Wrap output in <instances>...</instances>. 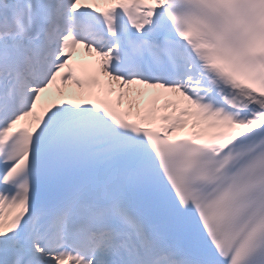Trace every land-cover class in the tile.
<instances>
[{
    "label": "snow or ice",
    "instance_id": "obj_1",
    "mask_svg": "<svg viewBox=\"0 0 264 264\" xmlns=\"http://www.w3.org/2000/svg\"><path fill=\"white\" fill-rule=\"evenodd\" d=\"M0 264H264V0H0Z\"/></svg>",
    "mask_w": 264,
    "mask_h": 264
}]
</instances>
